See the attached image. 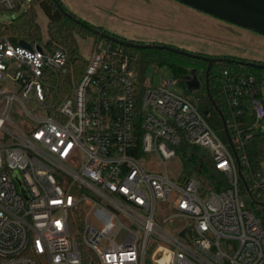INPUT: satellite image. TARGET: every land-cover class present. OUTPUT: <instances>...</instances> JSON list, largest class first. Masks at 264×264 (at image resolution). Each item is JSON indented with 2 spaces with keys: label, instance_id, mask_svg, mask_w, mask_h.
Listing matches in <instances>:
<instances>
[{
  "label": "built area",
  "instance_id": "2783aa9c",
  "mask_svg": "<svg viewBox=\"0 0 264 264\" xmlns=\"http://www.w3.org/2000/svg\"><path fill=\"white\" fill-rule=\"evenodd\" d=\"M28 44L0 34V264H264V222L242 193L250 178L264 203V160L242 171L264 132V77L213 74L229 140L178 78L150 86L109 41L78 82H61L64 49ZM183 142L209 152L226 187L174 176Z\"/></svg>",
  "mask_w": 264,
  "mask_h": 264
},
{
  "label": "rangeland",
  "instance_id": "374dc122",
  "mask_svg": "<svg viewBox=\"0 0 264 264\" xmlns=\"http://www.w3.org/2000/svg\"><path fill=\"white\" fill-rule=\"evenodd\" d=\"M61 1L68 11L79 19L130 41L168 45L208 56L264 62V34L222 20L178 0ZM28 5L29 0H17V10L0 9V23L16 18ZM37 14L44 41L48 38L49 18L40 6L37 7ZM94 42L95 38L92 36L78 37L79 51L83 57H91ZM164 58L167 60L155 61L145 68L143 77L150 86H159L169 78H178L171 66L175 59L178 63L192 66L200 73L204 70L202 62L198 60H183L182 57L170 60L165 54ZM223 69L224 67H215L214 75H220ZM173 90L193 99L189 88L187 89L180 80L174 85ZM200 110L202 111L201 108ZM198 149L200 153L206 151L201 147ZM168 168L179 178L196 176L194 173L188 174V164L181 149L179 157L168 162Z\"/></svg>",
  "mask_w": 264,
  "mask_h": 264
},
{
  "label": "trees",
  "instance_id": "16d2710c",
  "mask_svg": "<svg viewBox=\"0 0 264 264\" xmlns=\"http://www.w3.org/2000/svg\"><path fill=\"white\" fill-rule=\"evenodd\" d=\"M58 3L61 4L66 11H68L61 0H57V2L55 0H31L27 9L20 13L16 18L12 19L9 22L0 23V34L8 36L15 42H20L21 40H23L26 43H33L34 41L42 40L41 27L38 22L37 7L40 6L42 9H44L49 18L47 38L48 42L64 49L70 59V73L67 76L62 77L61 82H78L88 66L87 58L83 57L79 51L78 37L86 38L87 36H92L95 38V42L106 40L109 41L114 47H119L125 52L129 53L136 58V61L138 63V70L143 80V73L147 65L154 63L155 61L163 62L167 60L164 58V54L170 57V60L172 58L175 59L178 57H182L184 58L183 60H198L202 62L203 65L208 64L202 59L193 58L184 54L169 51L167 49L155 47L137 48L122 45L117 42L105 39L95 32V29L104 31L101 27H97L87 21L79 19L70 11L68 12H70L74 16V18L66 16V14L62 12L58 7ZM14 10H17V8ZM75 19H79L89 26H85L84 24L77 22ZM120 38L125 39L123 37ZM231 58L234 59L235 57ZM243 60L248 61V59ZM171 66L177 74L178 79L185 85V80L194 75L193 72L195 70L192 68V66L189 67L185 64L178 63L176 62V59L171 62ZM217 66L219 68H230L240 73H254L259 77H264V69L245 66L242 64H237L235 62L217 63L211 69L210 76L208 78L209 91L214 101L220 107L224 117L228 119V110L222 103V95L219 82L213 75L214 68ZM206 84L207 82H205V86H203L202 88L193 90L189 89V92L193 94L194 101L198 103L199 107L202 109V112L205 114L206 119L209 121L212 127L216 129V131H218L222 137L225 138L226 132L222 116L214 107L208 94ZM180 149L182 150V154L188 164V174L194 173L197 177L204 181L206 186L212 187L214 189H221L226 187V178L222 173L216 170L208 151L200 153V149H198V146L189 147V144L185 142L181 144ZM245 152L250 160V165L243 167L242 171H256L257 169H259L261 162L264 160V132L258 133L254 136V139L250 142V145L246 148ZM242 193L246 199L247 206L255 210L262 217L264 222V203L260 200V198H258L257 192H255V190L252 188V181L250 180V178L246 177V183H242Z\"/></svg>",
  "mask_w": 264,
  "mask_h": 264
},
{
  "label": "water",
  "instance_id": "95a60500",
  "mask_svg": "<svg viewBox=\"0 0 264 264\" xmlns=\"http://www.w3.org/2000/svg\"><path fill=\"white\" fill-rule=\"evenodd\" d=\"M57 2V0H55ZM186 5H189L195 9H198L200 11H203L207 14L213 15L217 18H220L222 20L228 21L230 23L236 24L238 26L256 31L258 33L264 34V0H178ZM58 7L62 12L66 14V16L70 18H74V16L66 11L61 4L58 3ZM77 22L84 24L85 26H89L88 24L84 23L83 21L79 19H75ZM95 32L102 36L105 39H108L113 42H117L122 45H127L131 47H137V48H161V49H167L172 52L184 54L193 58H198L206 61L208 63L207 68V76H209L210 69L213 64L215 63H223V62H235L237 64H242L245 66H251L255 68H261L264 69V63L255 62L252 60H242V59H233L231 57H212L207 56L203 54H197L194 52H189L186 50L179 49L177 47H172L168 45H161V44H143L140 42H134L130 40L122 39L118 36L112 35L110 33H107L106 31H100L95 29ZM20 45L25 47H30L28 43L21 40ZM40 49V47H39ZM194 78L196 79L197 71L193 72ZM186 86L190 89H198L200 88V83L198 81H189L186 82ZM207 91L211 98V101L214 105V107L218 110L220 115L222 116L225 132L227 134L228 139L230 140L229 136V129L226 122V118L224 117L220 107L217 105V103L214 101L210 91H209V83L207 82ZM207 113V112H205ZM21 183V181H20ZM22 184V183H21ZM23 188V185H22ZM24 190V189H23ZM185 232H182V235H184Z\"/></svg>",
  "mask_w": 264,
  "mask_h": 264
},
{
  "label": "flooded vegetation",
  "instance_id": "af4514ba",
  "mask_svg": "<svg viewBox=\"0 0 264 264\" xmlns=\"http://www.w3.org/2000/svg\"><path fill=\"white\" fill-rule=\"evenodd\" d=\"M207 56H208V55H207ZM212 57H216V56H212ZM216 64H217V63L213 64L212 67H211V69H212ZM207 68H208V64L203 65V69H204L205 71L203 70L202 73H200V72L197 71L196 79L194 78V75H193V76L187 78V79L185 80V82H189V81H198V82L200 83V85H201L200 88H202L203 86H205V82H208V78H209V76H210V72H209V76H207ZM217 68H219V67L217 66ZM211 69H210V71H211ZM204 72H205V75H204Z\"/></svg>",
  "mask_w": 264,
  "mask_h": 264
}]
</instances>
